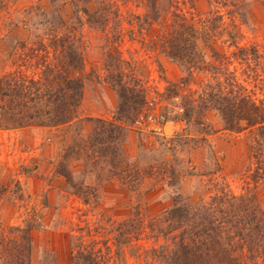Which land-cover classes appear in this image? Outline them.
Listing matches in <instances>:
<instances>
[{
	"label": "trees",
	"instance_id": "obj_1",
	"mask_svg": "<svg viewBox=\"0 0 264 264\" xmlns=\"http://www.w3.org/2000/svg\"><path fill=\"white\" fill-rule=\"evenodd\" d=\"M126 1L138 2L143 9L142 14L129 13L130 20L125 22L135 25L137 30L127 33L125 29L118 30L123 17L116 0H74V25L61 20L42 24L46 37L37 35L30 48L24 41L11 44L5 39L0 41V67L18 49H28V60L41 53L35 63L39 67L36 75L27 76L19 69L0 73V130L39 127L69 133L78 122L88 121L91 128L87 137L75 128L74 136L59 141L61 151L55 174L66 179L85 205L93 204L95 208L100 205L102 188L118 181L119 189L136 193L143 179L139 162L132 161L127 152L129 126L145 114L148 103L145 84L137 74L139 68L123 56L121 46L128 33L135 34L150 53H159L181 68L180 82L166 89L171 98L181 97L188 86L196 83L198 75L208 77L197 98L182 106L180 118L189 128L195 126L198 135L205 137L210 127L208 113L215 112L226 131L252 133L250 149L259 152L264 148V98H255L239 82L236 72L225 67L224 54L217 51L213 41L218 19L195 22L188 18L182 8L186 0ZM187 1L193 4L195 0ZM248 1L218 0V3L231 8L229 12L246 23ZM83 24L103 35L102 74L87 72L88 45L79 29ZM227 33L231 44L237 46L234 29ZM238 52L248 64H255L253 69L262 65L264 54L258 47H240ZM88 83L106 85L116 93L118 105L112 120L81 119L80 107ZM189 135L181 134L173 142L179 145L193 142ZM73 163H80L83 168L84 178L80 181L73 180ZM168 164L165 158L159 162V179L163 187L174 188L185 173L171 170L167 175ZM90 176L94 182L87 183ZM132 209L127 218L114 224V237L94 238L86 246L83 242L82 248L78 245L72 252V264H110L115 260L110 256L112 250L117 257L127 246L141 249L136 242L144 220L138 205ZM40 220L35 214L23 227L8 229L10 237L0 239V264H31L32 232L38 229ZM147 228L163 240L159 247L146 251L159 264H264V206L255 191L239 196L220 191L209 200L199 198L196 202L189 195L176 192ZM84 236L80 235L78 240Z\"/></svg>",
	"mask_w": 264,
	"mask_h": 264
},
{
	"label": "rangeland",
	"instance_id": "obj_2",
	"mask_svg": "<svg viewBox=\"0 0 264 264\" xmlns=\"http://www.w3.org/2000/svg\"><path fill=\"white\" fill-rule=\"evenodd\" d=\"M73 1L0 0V41L5 39L7 44L24 41L30 48L37 35L46 37L42 24L61 20L74 25L76 7ZM262 1H248L250 8H246L249 13L246 23L230 13L231 8H223L218 0H195L193 4L186 0L182 6L188 18L195 22L218 19L213 38L215 47L224 54L225 67L236 72L239 82L257 99L264 98V59L260 68L255 70V64L242 59L238 48L256 46L264 54ZM116 3L123 17L118 30L125 29L124 33L137 30L135 25L129 26L125 22L130 20L129 13H143L141 5L126 0H116ZM79 29L88 45L87 72L102 74L100 45L103 35L87 24L80 25ZM232 29L237 33V46L231 44L227 33ZM128 35L121 47L124 58L139 68L137 74L145 84L148 103L144 113L163 116L167 121L166 134L162 136L140 131L134 123L129 126L127 152L132 161L139 162L143 175L136 193L122 191L119 182L115 181L101 189L100 205L95 208L93 204L85 205L66 179L55 174L59 141L74 136L75 128L82 130L87 137L91 124L86 120L78 122L69 133L39 127L0 130V239L10 237L9 228L23 227L37 214L41 222L32 232L31 264H72V252L78 245L81 247L84 242L86 246L94 238L114 237V224L127 218L135 205L139 206L140 217L144 220L136 242L141 249L127 246L117 257L112 250L110 256L115 260L110 264H159L146 251L159 247L163 240H159L147 225L169 205L176 192L187 194L192 202H196L199 198L209 200L220 191L236 196L255 191L264 206V148L259 152L250 149L252 133H230L224 129L218 114L210 112L207 118L209 134L204 137L198 135L195 126L189 128L180 118L184 102L197 98L201 84L208 77L198 75L196 83L188 86L181 97L171 98L166 89L180 82L183 77L181 68L159 53H150L135 34ZM27 50L18 49L8 61L5 60L0 73L15 69L27 76L39 73L35 63L41 53L28 60ZM117 105L118 97L114 91L106 85L88 83L80 107L81 119L112 120ZM181 134H190L187 137L193 142L181 145L173 142ZM164 158L169 162L167 175L171 170L185 173L177 187H163V181L159 179V162ZM71 171L74 181L84 178L80 163H73ZM86 182H94V177L86 178ZM89 232L90 236L87 235ZM80 235L85 236L78 240ZM11 237L15 238L14 235Z\"/></svg>",
	"mask_w": 264,
	"mask_h": 264
},
{
	"label": "built area",
	"instance_id": "obj_3",
	"mask_svg": "<svg viewBox=\"0 0 264 264\" xmlns=\"http://www.w3.org/2000/svg\"><path fill=\"white\" fill-rule=\"evenodd\" d=\"M134 127L143 132L162 136L166 134L167 121L163 116L146 113L134 122Z\"/></svg>",
	"mask_w": 264,
	"mask_h": 264
}]
</instances>
